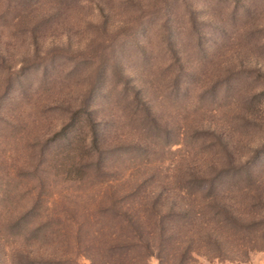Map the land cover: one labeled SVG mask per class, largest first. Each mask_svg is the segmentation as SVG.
<instances>
[{
  "label": "rangeland",
  "instance_id": "1",
  "mask_svg": "<svg viewBox=\"0 0 264 264\" xmlns=\"http://www.w3.org/2000/svg\"><path fill=\"white\" fill-rule=\"evenodd\" d=\"M171 204L228 250L183 264H264V0H0V249L88 264Z\"/></svg>",
  "mask_w": 264,
  "mask_h": 264
},
{
  "label": "trees",
  "instance_id": "2",
  "mask_svg": "<svg viewBox=\"0 0 264 264\" xmlns=\"http://www.w3.org/2000/svg\"><path fill=\"white\" fill-rule=\"evenodd\" d=\"M49 18L50 17L47 16L45 20ZM177 61L179 62V72H185V61L181 57H177ZM88 114L90 115V112H88ZM157 203L158 205H154L156 208L160 206V203ZM172 205L173 204L168 207V214L162 217L159 216L154 220L155 231H147L146 233L137 231L133 233L132 230V233L126 231L119 236L107 240L99 239L98 242H101V247L94 249V255L88 257L90 260L88 264H147L146 260L148 257L154 255L161 264H183L182 259H184L187 254L196 253L212 257H222L227 254L228 250L223 249L220 243V237L212 233L208 236L209 238L205 239L208 249H204V252L199 251V249L194 246L196 238L194 231L190 228L191 223L186 218L187 211L190 210L191 207L182 205L181 207L175 208V206ZM153 211L156 212L155 209H153ZM180 211H185V213H181ZM136 221L143 223L140 217H138ZM257 221L264 227V216L261 220ZM23 222V217H15L9 222V227L11 230L13 228H18ZM127 223L131 228L135 225V221H130L129 219ZM14 234H16V232L12 233L13 236ZM261 238L264 240V235H262ZM11 244L13 243H7L3 251L2 248L0 249L2 253V256H0V264H60L52 259L40 257V255H37L29 249H21ZM168 246H170L172 250L176 249V247L180 248L184 253L183 257H180L179 261L177 258H172L170 260V257L164 252ZM162 254L166 255V258L163 257Z\"/></svg>",
  "mask_w": 264,
  "mask_h": 264
}]
</instances>
